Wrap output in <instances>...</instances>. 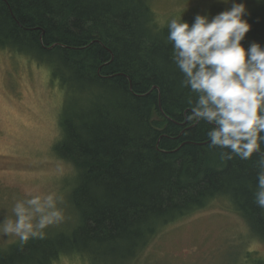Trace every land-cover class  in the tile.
Here are the masks:
<instances>
[{
  "label": "trees",
  "instance_id": "obj_1",
  "mask_svg": "<svg viewBox=\"0 0 264 264\" xmlns=\"http://www.w3.org/2000/svg\"><path fill=\"white\" fill-rule=\"evenodd\" d=\"M246 18L242 43L264 45V0ZM166 36L147 0H0V50L46 67L74 95L55 151L76 169L78 219L69 233L0 253V264H52L71 253L129 264L160 223L218 197L264 243V210L253 195L258 156L221 162L208 147L211 125L186 118L188 90Z\"/></svg>",
  "mask_w": 264,
  "mask_h": 264
},
{
  "label": "rangeland",
  "instance_id": "obj_2",
  "mask_svg": "<svg viewBox=\"0 0 264 264\" xmlns=\"http://www.w3.org/2000/svg\"><path fill=\"white\" fill-rule=\"evenodd\" d=\"M147 1L162 27L178 14L188 22L196 14L215 15L227 7L218 0ZM260 1L238 0L248 12L258 10ZM63 91L46 67L0 50V220L11 215L15 201L26 192L58 190L65 196L66 219L46 229V237L69 233L78 223L71 202L76 169L55 151L63 138L61 123L74 103V95ZM160 224L161 230L129 264H264V243L228 199L215 198L180 221ZM16 245V237L0 234V253ZM52 264L94 262L90 255L71 253Z\"/></svg>",
  "mask_w": 264,
  "mask_h": 264
},
{
  "label": "clouds",
  "instance_id": "obj_3",
  "mask_svg": "<svg viewBox=\"0 0 264 264\" xmlns=\"http://www.w3.org/2000/svg\"><path fill=\"white\" fill-rule=\"evenodd\" d=\"M218 2L227 7L215 15L196 14L191 24L180 14L171 18L165 42L181 75L179 87L188 90L186 118L211 125L208 147L221 162L258 156L253 195L264 210V45L242 43L252 27L244 2ZM64 204L58 190H30L0 220V234L16 237L21 246L42 240L46 229L65 222Z\"/></svg>",
  "mask_w": 264,
  "mask_h": 264
}]
</instances>
